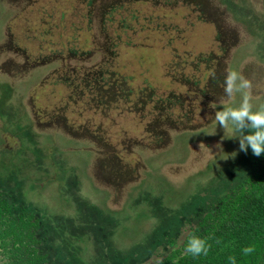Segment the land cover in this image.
<instances>
[{"label":"rangeland","instance_id":"rangeland-1","mask_svg":"<svg viewBox=\"0 0 264 264\" xmlns=\"http://www.w3.org/2000/svg\"><path fill=\"white\" fill-rule=\"evenodd\" d=\"M137 1L92 0L90 14L102 21L129 4L146 17L155 9L156 32L140 37L148 71L135 72L141 94L132 96L131 67L107 65L119 61L107 37L100 53L67 55L59 37L44 32L60 24L67 0H0V193L14 217H34L48 264L156 261L258 158L241 151L240 133L222 128L214 114L226 69L252 81L254 111L264 106V0H227L236 11L202 0L208 26L192 17L187 0ZM198 33H220L221 53L198 57L200 75L189 80L190 67L178 66L181 77L172 57L214 48ZM242 94L225 106L238 107ZM21 231L0 225V264L14 262Z\"/></svg>","mask_w":264,"mask_h":264},{"label":"trees","instance_id":"trees-1","mask_svg":"<svg viewBox=\"0 0 264 264\" xmlns=\"http://www.w3.org/2000/svg\"><path fill=\"white\" fill-rule=\"evenodd\" d=\"M66 3L67 6L61 8L60 24L48 23L51 26L44 31L49 38L59 37V51L67 55L97 54L100 53L98 46L104 43L102 36L107 37L109 50L116 51L118 55L114 57L119 59L107 65L121 68L130 66L132 74L127 77V81L136 83L135 88L130 87V94H141L136 73H140L141 69L143 73L140 74L145 75L148 71L145 61L139 58V52L148 44L145 45L140 37L145 32L150 35L156 32L155 9L150 8L152 13L146 17L147 14L140 10L138 4H129L104 13L102 21H94L90 19L92 0H67ZM128 33L127 38L130 40L124 37ZM47 44L49 48L56 45L52 40ZM127 51L132 56L129 63L125 64L121 59ZM144 83L148 85L149 81ZM11 211V206L0 193V225L9 222L22 230L13 246L12 251L15 254L11 264H48L47 256L36 237L37 222H32L34 217L28 215L17 219ZM27 217L30 218L29 221L24 222ZM6 235L9 236L10 233ZM192 235L207 241L210 245L207 255L193 257L185 254V246ZM171 243L175 244L174 247L150 264H231L229 257L232 256L236 258V264H264V155L253 161L244 181L222 196L191 229L181 244L175 241ZM245 247H253L255 251L244 255L242 250Z\"/></svg>","mask_w":264,"mask_h":264},{"label":"clouds","instance_id":"clouds-1","mask_svg":"<svg viewBox=\"0 0 264 264\" xmlns=\"http://www.w3.org/2000/svg\"><path fill=\"white\" fill-rule=\"evenodd\" d=\"M252 81L245 78L237 71L226 69L223 80V96L218 103L220 110L215 111L214 118L222 128L227 129L231 124L240 133L239 148L247 152L250 148L257 157L264 155V106L258 110H253L251 102ZM247 90V91H245ZM241 92L242 100L238 107H226L234 98L235 94ZM212 106H215L214 104ZM210 245L207 241L196 235L190 236L185 246V254L193 257L207 255ZM244 255H249L255 251L253 247H245ZM231 264H236L234 256L229 257Z\"/></svg>","mask_w":264,"mask_h":264},{"label":"flooded vegetation","instance_id":"flooded-vegetation-1","mask_svg":"<svg viewBox=\"0 0 264 264\" xmlns=\"http://www.w3.org/2000/svg\"><path fill=\"white\" fill-rule=\"evenodd\" d=\"M202 0H200V1H198V0H187V2L185 1L183 4L186 6V8L188 9V12L190 13V14H192V17H194V16H197L198 18H197V20H199L202 24H204L205 26H208V25H212V23H210V22H206V20H205V13H204V10H203V3L201 2ZM223 1V5L225 6V8L226 9H234L235 11H236V9L235 8H233V7H231L229 4H228V1L227 0H222ZM254 1V0H253ZM194 2H196V4L197 5H199V6H201L200 8L198 7V6H194L193 4H195ZM255 2V1H254ZM255 3H257V2H255ZM26 4V3H25ZM24 5V3L21 5L20 4V6H23ZM180 6V5H179ZM176 8H178V5H176L175 6ZM17 8H19V5L17 4V5H15L14 6V9H17ZM22 8V7H21ZM224 8V9H225ZM236 13V12H235ZM231 14H232V17H233V20H234V17L236 16L234 13H232L231 12ZM195 19V18H194ZM238 18L236 19V20H234L235 21V23H237L238 25L237 26H239V23H238ZM189 21V20H188ZM213 25H215V24H213ZM225 26H226V24H225ZM195 35H197V39L199 40V39H201V41L202 42H204V41H206V40H208V41H210L211 40V42L212 43H214L215 44V46H214V48H210V49H208L207 48V50H200V51H197V52H194V54H185L186 55V57H184V58H182V59H179L178 57V55H177V53L176 52H174L175 53V55H174V57H172L173 59H174V61H175V63H174V66H173V70H178V72L180 73V76L182 77L184 74H183V72H182V70L178 67L179 65H182V67L183 66H188V68L189 69H191V70H186V72H185V74L187 75L185 78L186 79H191V80H194L195 79V77L196 76H198V75H200V72L197 70V66H196V64L197 63H199L200 62V58H198V57H206V55L205 54H207V55H211V53L212 54H215V56L216 57H218L219 55L218 54H220L221 53V49H220V43H221V39H222V37H221V35H220V33L218 34V33H212V34H207V33H204V34H202V33H198V34H195ZM9 38H11V39H13L14 37H13V35L11 36L10 35V37ZM197 40V41H198ZM187 58H188V60H187ZM178 60H179V62H178ZM203 62H201V64H202ZM203 65V64H202ZM207 71V70H206ZM173 74H174V72H173ZM204 74V73H203ZM171 77V76H170ZM172 78V77H171ZM171 81H173V79H170ZM203 82V81H202ZM175 83V82H174ZM183 83V82H182ZM197 84H200V82H198ZM211 84V83H210ZM176 85H179V84H176ZM183 85H184V83H183ZM145 86V85H144ZM37 89V88H36ZM35 89V90H36ZM197 112V111H196Z\"/></svg>","mask_w":264,"mask_h":264}]
</instances>
